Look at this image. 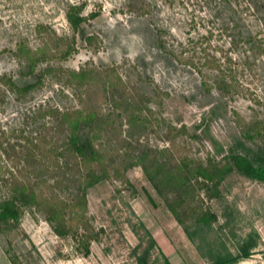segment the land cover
<instances>
[{
    "label": "rangeland",
    "instance_id": "rangeland-1",
    "mask_svg": "<svg viewBox=\"0 0 264 264\" xmlns=\"http://www.w3.org/2000/svg\"><path fill=\"white\" fill-rule=\"evenodd\" d=\"M258 1L0 0V75L25 83V70L13 54L18 43L38 47V25L71 39L67 9L83 5L84 16L99 14L82 30L94 37L93 45L77 36L75 52L65 61L53 60L55 68L119 65L131 86L151 94L154 118L185 126L186 134L174 133L182 156L220 161L245 149L256 151L261 141L243 140L240 118L264 121V8ZM57 79L45 78L26 99L3 94L0 133L18 128L30 104L55 100L61 89ZM162 92L170 96L163 98ZM155 132L145 141L161 149L166 142ZM127 179L89 190V214L96 229H104L90 256L78 253L71 239L56 236L42 217L34 220L26 212L19 228L0 231V264L9 260L6 251L19 264H138L143 255L149 264L233 258L234 264H264V183L233 172L217 188L200 186L180 209L186 233L140 167L130 169ZM206 212L216 221L198 223Z\"/></svg>",
    "mask_w": 264,
    "mask_h": 264
},
{
    "label": "trees",
    "instance_id": "trees-1",
    "mask_svg": "<svg viewBox=\"0 0 264 264\" xmlns=\"http://www.w3.org/2000/svg\"><path fill=\"white\" fill-rule=\"evenodd\" d=\"M257 3L264 8V0ZM84 8L70 5L67 9L66 20L74 32L71 39L51 35L45 26L38 25V47L18 43L13 54L25 70V83L0 75V104L6 93L18 100L28 98L49 76H57L61 84L55 100L30 104L18 128L0 133V231L19 228L28 212L34 220L42 217L56 236L71 239L76 251L88 257L92 243L100 242L104 234L103 228L96 229L89 214V190L104 181L128 182L127 172L134 167L142 169L183 227L180 209L200 186L205 191L209 185L217 188L233 172L264 183L261 119L247 123L240 118L243 140L253 144L261 141L256 151L245 149L246 153L231 154L220 161L210 157L195 161L177 150L174 133L186 134L185 126L178 128L166 123L164 117L154 118L157 114L151 107V94L131 86L130 80L119 73V65L88 63L77 70L55 68L53 60L59 56L65 61L75 52L77 36L86 45H93L94 37L82 30L99 14L84 16ZM262 22L264 26V19ZM53 41L58 44L53 46ZM247 41L252 42V37ZM162 96L170 95L162 92ZM154 132L166 142L165 147L155 148L145 141ZM145 194L156 206L153 197L147 191ZM214 221L216 216L209 212L197 218L200 224ZM184 231L187 233L185 227ZM6 253L11 264H19L15 255ZM237 260L216 264H234ZM137 263L149 261L143 255Z\"/></svg>",
    "mask_w": 264,
    "mask_h": 264
},
{
    "label": "crops",
    "instance_id": "crops-1",
    "mask_svg": "<svg viewBox=\"0 0 264 264\" xmlns=\"http://www.w3.org/2000/svg\"><path fill=\"white\" fill-rule=\"evenodd\" d=\"M5 264H11V262L8 260L7 262H5Z\"/></svg>",
    "mask_w": 264,
    "mask_h": 264
}]
</instances>
